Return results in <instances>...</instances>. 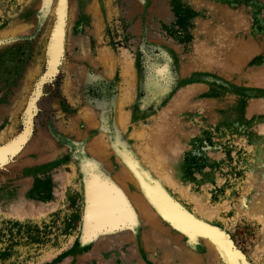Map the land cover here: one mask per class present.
I'll list each match as a JSON object with an SVG mask.
<instances>
[{
	"label": "rangeland",
	"instance_id": "374dc122",
	"mask_svg": "<svg viewBox=\"0 0 264 264\" xmlns=\"http://www.w3.org/2000/svg\"><path fill=\"white\" fill-rule=\"evenodd\" d=\"M92 1L0 0V162L11 157L0 166V264H141V241L164 250L168 227L176 242L184 230L174 250L188 258L204 249L190 236L199 232L215 236L219 264L226 251L235 264H264V0H96L101 27ZM55 21L53 74L33 96ZM154 115L177 140L174 185L136 163L147 132L129 127ZM116 139L121 156L99 160L95 143ZM126 164L188 222L160 218L167 227L155 230L118 198L93 213L89 185L117 197ZM198 204L214 209L209 221Z\"/></svg>",
	"mask_w": 264,
	"mask_h": 264
},
{
	"label": "bare ground",
	"instance_id": "6f19581e",
	"mask_svg": "<svg viewBox=\"0 0 264 264\" xmlns=\"http://www.w3.org/2000/svg\"><path fill=\"white\" fill-rule=\"evenodd\" d=\"M105 6L107 7V1ZM87 12L90 18L92 19V21L97 26L101 27L105 12H103L99 8L96 0L90 2L87 5ZM57 18H59L58 15ZM60 21H62V19ZM210 21L211 20H207L205 23H203L204 29H208L209 26L208 24L210 23ZM56 30L57 29H55V31ZM55 49L58 48L55 47ZM53 53L55 55V52ZM103 59H104L103 64L106 65L107 58L104 56ZM237 60L240 61L241 59L238 58ZM128 113L129 112L124 110L120 104L116 105V112H115L116 125L123 128L126 125V121L129 118ZM137 121L138 122L133 124L132 127H129L132 128V131L129 132H131L132 135L136 134L138 138L143 137V133H142L143 131L147 132V137H146L147 142L145 144L134 145L136 147L135 155H137L136 163L141 165V167L144 168L145 170L143 171V175L147 173L148 175H151L153 178H155L158 181L161 182L166 181L171 185L177 184L178 173L180 172L181 169L178 160L179 149L177 150V148L179 147H176L177 140L174 137L173 133L165 131V129L163 128L164 125L163 126L161 125L163 123L161 124L159 123L158 116L154 115L151 117L142 118L141 120L139 119ZM117 145L118 146L120 145L117 139L116 142H114V144L111 145L108 144L106 147L103 144V142L97 141L93 149L96 155H98L99 160H105V162L108 163L109 162L108 160L109 156L107 154L108 150H113L117 155H119V157L121 156V150L118 148ZM121 147L123 149L122 154L124 156V148L122 144ZM118 160L119 159H117V161ZM114 180H115L114 185L119 190L117 197L115 196V193L113 192V190H111V188L108 185L101 183H99L100 185L98 184L94 185V183H97L95 181L94 183L89 185L90 190L88 193V197H89V204L91 209L93 210V213L99 212L108 204L111 205L114 199L117 200L118 198V201L120 199L122 201L123 206L126 207L127 209L129 207L130 211L132 212H138V210L141 211L143 217L146 219L148 223L151 224L152 228L155 230H161L167 227L166 222L162 221L160 218L166 220L169 218L171 219L172 217L173 222L175 218L177 225L182 221H185L184 222L185 224L186 222H188L183 217L182 218L180 217L181 219L178 216L173 217L171 210L167 206L168 204L164 201L163 197L156 196L157 191L153 190L150 185H147L145 184V182L141 181L139 177L135 174L134 170L129 168L127 164L125 166L122 165L119 171L115 173ZM151 200L155 202H151ZM196 203L198 202L196 201ZM200 203L202 202L200 201ZM196 211L198 216L200 217L199 220L205 222V221H209L210 218L213 217L214 209L212 211L210 207L207 206L203 207L200 204H198ZM158 213H161L160 214L161 217H159ZM182 231H183L182 233H184V230ZM174 234L176 233L173 230H170V228L168 227L166 232L167 247L164 250L160 248L161 246L158 245L156 240L144 239V241H141L143 242L142 244L143 249L147 255L146 258L147 260H144L141 264H155L154 258L161 256L160 253H158L159 251L165 254L166 257H161V259H163L166 264H219L220 263L218 261V258L220 257V255L223 254L220 250V245L216 240L215 236L209 235V238L207 239L205 235L202 233L199 232L195 234L190 233V236L194 235L193 239L195 240L196 245H200L199 247L204 249L198 250L196 246H194L193 251L195 252V255L193 257L188 258L185 252H180V251L176 252L174 250L175 247H178V245H180L184 241L183 235L179 233V235H177L179 239L176 242ZM224 255L226 256L225 260L228 261L227 264L236 263L231 257V255L227 253V251L224 252Z\"/></svg>",
	"mask_w": 264,
	"mask_h": 264
},
{
	"label": "water",
	"instance_id": "95a60500",
	"mask_svg": "<svg viewBox=\"0 0 264 264\" xmlns=\"http://www.w3.org/2000/svg\"><path fill=\"white\" fill-rule=\"evenodd\" d=\"M64 22V21H63ZM56 26H57V23H56V21H55V23H54V25H53V27H52V29H51V32H50V35H49V38H48V43H47V47H46V55H47V61H46V70H45V72L39 77V80L37 81V83H36V85H35V88H34V92H33V96L35 95L36 96V94H37V92H38V88H39V86H40V84L41 83H43L50 75H52V74H49L48 73V70H49V68H48V66H49V62H48V60H49V58H50V46L52 45V38H53V35H54V30H55V28H56ZM63 36H64V34H63ZM63 38V37H62ZM59 40H60V38H59ZM62 43H61V49H60V52H59V54L57 55V63H56V66H55V68H54V71L56 70V67H57V65H58V63H59V58H60V56H61V53H62V50H63V39H62V41H61ZM33 98V97H32ZM31 98V99H32ZM28 108V104H27V107H26V109ZM25 113H26V110H25ZM24 113V114H25ZM30 116H32V114H30ZM24 117H25V115H24ZM25 118L23 119V130L21 131V133H19V135H21L22 134V132L24 131V127H25V125H24V122H25ZM30 125H31V123H30ZM19 135H17L16 137H18ZM16 137H14V138H16ZM14 138H11V139H14ZM11 157H9L8 159H10ZM7 159V160H8ZM6 160V161H7ZM5 161V162H6ZM5 162H0V166L2 165V164H4Z\"/></svg>",
	"mask_w": 264,
	"mask_h": 264
}]
</instances>
